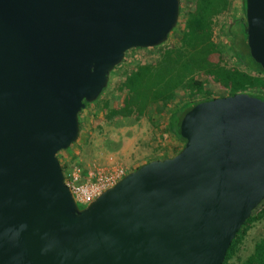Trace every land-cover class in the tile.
I'll use <instances>...</instances> for the list:
<instances>
[{
    "label": "water",
    "instance_id": "1",
    "mask_svg": "<svg viewBox=\"0 0 264 264\" xmlns=\"http://www.w3.org/2000/svg\"><path fill=\"white\" fill-rule=\"evenodd\" d=\"M179 0H0V264H222L264 200V100L241 92L183 116L174 156L80 207L57 152L132 48L176 26ZM264 70V0H245Z\"/></svg>",
    "mask_w": 264,
    "mask_h": 264
},
{
    "label": "trees",
    "instance_id": "2",
    "mask_svg": "<svg viewBox=\"0 0 264 264\" xmlns=\"http://www.w3.org/2000/svg\"><path fill=\"white\" fill-rule=\"evenodd\" d=\"M229 5V0H194L193 8L187 12L182 22L177 43L173 47L161 50L153 63L137 64L125 72L119 86L125 95L123 104L120 107H111L108 99L100 101L107 119L111 120L117 116H134L135 119H140L144 116L152 121L151 111L156 113L161 106H167L174 100L176 92L183 89L186 99L170 110L164 130L178 141L185 143L180 136V122L185 113L196 104L236 93H248L249 89L264 91V70L249 54L245 18L233 20L229 27L222 30L223 34L229 36L228 42L223 47L213 39L215 19L225 12ZM243 11L245 15V0H243ZM223 50L231 55L232 64L229 65L225 59ZM211 81L224 85L227 94L213 95L206 85ZM259 94L264 96V93ZM98 101L99 99L95 103ZM86 104L87 102L85 106ZM183 146L184 144L180 148L175 149V147L174 154ZM56 155L58 157V152ZM61 169L66 181L68 170L62 164ZM262 219H264V200L237 231L222 264H229L239 251L247 232L254 223ZM235 264H264V235L254 243L251 254L244 259H238Z\"/></svg>",
    "mask_w": 264,
    "mask_h": 264
},
{
    "label": "rangeland",
    "instance_id": "3",
    "mask_svg": "<svg viewBox=\"0 0 264 264\" xmlns=\"http://www.w3.org/2000/svg\"><path fill=\"white\" fill-rule=\"evenodd\" d=\"M229 1V8L216 17L213 27V39L222 47L229 40V36L223 34L222 30L229 27L233 20L245 18L243 0ZM193 6L194 0H179L177 24L165 42L159 48H133L126 51L123 60L109 73L106 88L97 98L98 103H95L96 99L79 111L80 126L76 141L67 149L58 152L59 161L68 172L73 167H79L83 172L96 169L111 172L115 167H122L127 174L147 161L175 155L173 149L184 144L164 130L170 110L186 99L183 89L176 92L174 100L167 106H161L156 113L151 111L152 121L144 116L140 119H135L134 116H117L108 120L100 101L108 99L111 107H120L123 104L125 95L119 86L125 72L137 64L153 63L161 50L173 47L177 43L182 22ZM224 56L229 65L233 63L230 54L224 52ZM206 85L215 96L226 95L228 92L222 84L211 81ZM247 92L264 98L259 94L264 91L259 89H249ZM78 205L84 207L80 203ZM263 235L264 219L254 223L229 264H235L238 259H244L251 254L254 243Z\"/></svg>",
    "mask_w": 264,
    "mask_h": 264
},
{
    "label": "built area",
    "instance_id": "4",
    "mask_svg": "<svg viewBox=\"0 0 264 264\" xmlns=\"http://www.w3.org/2000/svg\"><path fill=\"white\" fill-rule=\"evenodd\" d=\"M125 173L122 167H115L111 172L96 169L85 173L79 167H73L67 172L64 182L70 188L76 203L85 206L102 191L113 186Z\"/></svg>",
    "mask_w": 264,
    "mask_h": 264
},
{
    "label": "crops",
    "instance_id": "5",
    "mask_svg": "<svg viewBox=\"0 0 264 264\" xmlns=\"http://www.w3.org/2000/svg\"><path fill=\"white\" fill-rule=\"evenodd\" d=\"M86 171L90 172L91 170H86ZM86 171H84V173H85Z\"/></svg>",
    "mask_w": 264,
    "mask_h": 264
}]
</instances>
